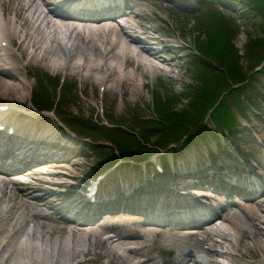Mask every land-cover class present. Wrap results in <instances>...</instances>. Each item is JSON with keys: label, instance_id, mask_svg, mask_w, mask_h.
Wrapping results in <instances>:
<instances>
[{"label": "rangeland", "instance_id": "obj_1", "mask_svg": "<svg viewBox=\"0 0 264 264\" xmlns=\"http://www.w3.org/2000/svg\"><path fill=\"white\" fill-rule=\"evenodd\" d=\"M225 20L226 21H223L224 25L219 23L216 26H211V24H207L206 26L198 23L194 24L189 21L188 23H185V26L182 27L177 25L172 26L173 29H169L170 32L169 31L168 32L171 33L170 35H172L175 38L181 37V40L184 42V44L190 45L192 49L195 48L196 44L210 45L209 43L217 44V43H226L227 41L233 43V45L236 46L235 47L236 49H241L242 47L246 46L249 38L254 40L257 39L258 36L264 37V32L260 29L258 22L254 23V21L253 22L247 21L245 24H242L238 21L237 22L232 21L231 19H229V17H227ZM219 29H221L223 33H221ZM191 52L192 54H194L193 51ZM169 77H171L169 78V80L175 78V76H171V75ZM145 83L146 82H144L140 86L143 92L137 95L136 100L142 99V101L148 102L150 100V93L151 92L155 93L156 91H158V88L155 91H153V88L152 89L146 88L144 86L146 85ZM107 84L108 83H106V85ZM100 85L103 86V84ZM106 85L104 84V87H106ZM161 86L162 85H160L159 87ZM118 87L121 91L117 88V86H114L113 90L110 89L111 92H113V94H116L118 91H120L125 99L127 98V96H129V99L134 100V97L136 96L134 95V93H136L134 91L135 88L133 90L130 89L133 88L131 86L126 88H120L119 84ZM162 87H164L165 90L169 89V87H165V86ZM159 90H162V88H160Z\"/></svg>", "mask_w": 264, "mask_h": 264}, {"label": "bare ground", "instance_id": "obj_2", "mask_svg": "<svg viewBox=\"0 0 264 264\" xmlns=\"http://www.w3.org/2000/svg\"><path fill=\"white\" fill-rule=\"evenodd\" d=\"M119 78H121L120 77V75L118 76V78H116V80L115 81H113V80H107V82L108 81H110V83L106 86V89H108V90H113V87L114 86H117L118 85V83H120L121 82V79H119ZM105 79H106V77H103V78H100L99 77V75L98 76H96V79H95V77H94V80L97 82V83H99V84H105ZM127 81H132V80H128L127 79ZM142 80L140 79L139 80V82H137L136 83V87H135V89H134V91L136 92V93H134V95H137V93H139V91H140V86L142 85ZM106 85V84H105ZM100 86H102V85H100Z\"/></svg>", "mask_w": 264, "mask_h": 264}]
</instances>
